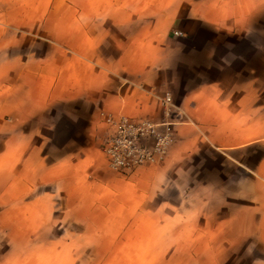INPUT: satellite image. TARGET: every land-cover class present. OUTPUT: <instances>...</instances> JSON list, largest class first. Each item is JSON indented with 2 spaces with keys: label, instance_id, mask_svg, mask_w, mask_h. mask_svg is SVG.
I'll list each match as a JSON object with an SVG mask.
<instances>
[{
  "label": "crops",
  "instance_id": "obj_1",
  "mask_svg": "<svg viewBox=\"0 0 264 264\" xmlns=\"http://www.w3.org/2000/svg\"><path fill=\"white\" fill-rule=\"evenodd\" d=\"M250 1L254 10L261 6ZM235 3L241 18L231 10ZM244 6L242 0H0V264L26 254L31 264L39 256L59 260L57 247L64 259L71 240L56 220L52 185L63 194L62 212L87 229L92 215L117 213L126 200V212L142 220L156 185L160 195L187 158L190 229L220 235L206 246L238 247L239 263L251 254L248 264H264V81L254 79L253 93L245 95L239 68L229 76L227 65L239 59L224 56L236 48L213 45L245 34L221 33L245 20ZM8 46L28 52L7 56ZM167 93L175 103L170 114L162 103ZM102 110L172 120L167 156L130 178L114 173L101 148ZM203 161L206 171L198 166ZM231 231L235 236L225 238Z\"/></svg>",
  "mask_w": 264,
  "mask_h": 264
},
{
  "label": "rangeland",
  "instance_id": "obj_2",
  "mask_svg": "<svg viewBox=\"0 0 264 264\" xmlns=\"http://www.w3.org/2000/svg\"><path fill=\"white\" fill-rule=\"evenodd\" d=\"M242 1L245 4V20L239 21L235 27L231 26L229 31L221 33L245 34L240 37H220L214 41L213 45L236 48L230 50V53H225L224 56L228 60L239 59L234 65L227 64L230 65L229 76L234 74L236 70L234 68L237 66L240 76L245 80L241 89L248 96L253 93L254 79L261 78L264 81V52L261 54L253 52L254 46L264 48V0H259L261 6L256 7L255 10L250 0ZM231 10L240 13L239 17H242L241 8H238L237 3ZM9 43L10 40L7 38L6 44ZM8 47L7 56L15 54L24 56L28 52L26 46L16 49L14 46ZM239 51L244 53H233ZM255 65L256 70H254ZM63 108L62 105H58L56 109L60 113ZM57 121L60 126L66 124L64 118H59ZM61 136V132L55 134L56 138ZM62 152L59 148L54 149L55 155H60ZM186 160L181 168L175 171L173 169L176 181L170 180L162 184L159 189L160 195H157L158 186L156 185L155 197L149 200V211L144 214L142 220L141 217L126 212L130 209L126 200L125 206H119L117 213L92 215L95 221L92 219L91 225L94 227L87 229L74 215L62 212L63 194L58 185H52L56 220L68 227V234L65 236H68L71 242L64 249V259L61 258L60 247H57L59 260L46 261L45 256H39L32 264H248L247 259L251 254H247L239 263L238 247L221 244L205 245L207 238L212 240L220 237L219 234L205 229H190V177L193 166L189 164L190 159ZM145 165L129 173L110 169L119 176L130 178ZM198 166L203 171L207 170L205 161L198 162ZM204 189L199 187V191ZM122 209L125 212H120ZM53 236L61 237V229H54ZM234 236L235 234L231 231L224 237ZM240 253L243 252L240 251ZM28 256V254L23 255L22 257L26 259L18 260L15 264H31Z\"/></svg>",
  "mask_w": 264,
  "mask_h": 264
},
{
  "label": "built area",
  "instance_id": "obj_3",
  "mask_svg": "<svg viewBox=\"0 0 264 264\" xmlns=\"http://www.w3.org/2000/svg\"><path fill=\"white\" fill-rule=\"evenodd\" d=\"M165 111L170 114L175 103L170 93L162 98ZM106 131L101 148L109 168L133 172L141 166L164 159L173 143L172 120L155 121L149 117L116 116L102 110ZM152 142V143H151Z\"/></svg>",
  "mask_w": 264,
  "mask_h": 264
}]
</instances>
